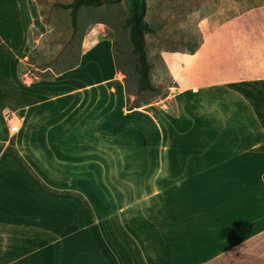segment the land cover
I'll return each mask as SVG.
<instances>
[{
    "label": "crops",
    "instance_id": "obj_1",
    "mask_svg": "<svg viewBox=\"0 0 264 264\" xmlns=\"http://www.w3.org/2000/svg\"><path fill=\"white\" fill-rule=\"evenodd\" d=\"M261 10L264 0H216L199 17L192 51L159 53L174 109L165 118L156 114L167 139L166 181H156L158 190L63 193V181H78L76 167L63 163L65 141L50 147L47 139L78 133L23 130L29 152L0 170V181H7L0 194V264H264V45L239 31L246 17L247 26L264 25ZM38 14L34 0H0V105L7 98L17 105L14 63L25 58L26 28ZM102 86L92 94L104 103L110 94ZM116 96L124 108L123 88ZM3 108L18 117L2 104L1 118ZM150 117L151 133L159 135ZM143 120L138 111L130 118L134 127ZM49 150L55 157L46 156ZM91 202L101 208L90 209Z\"/></svg>",
    "mask_w": 264,
    "mask_h": 264
},
{
    "label": "rangeland",
    "instance_id": "obj_2",
    "mask_svg": "<svg viewBox=\"0 0 264 264\" xmlns=\"http://www.w3.org/2000/svg\"><path fill=\"white\" fill-rule=\"evenodd\" d=\"M34 1L41 15L38 14L39 21L35 25L26 28L25 58L21 62L16 59L14 63L17 105L15 101L10 102L11 98L1 103L16 111L19 128L16 132H9L0 116V170L12 164L14 157L22 160L29 152L31 145L29 139L22 136L23 130L62 129L78 133L69 139H47L50 147L56 145V141H65L68 149L64 151L69 155L67 159L64 157L63 163L76 167L73 172L78 175V181H63V193L116 197L133 193L135 189L136 193L152 192V188L158 190L156 181H166L167 139L161 133L162 129L164 131L163 122L156 118V114L165 118L166 113L174 109L167 93L169 76L159 53L161 50H189L196 46L200 40L199 17L216 0H144L143 19L151 28V32L144 34V44L150 63L152 90H138L124 23L128 14L126 0L80 7L74 31L69 25L67 10L55 6V3L70 0ZM259 14L263 17L264 11ZM246 21L247 17L239 31L258 35L256 45H264V25L247 26ZM231 30L229 27L226 33ZM246 44L240 41L239 45L246 49ZM124 83L129 104L140 105L138 110L120 106L116 93L118 88L124 90ZM104 84L110 95L103 103L102 96L93 95L92 89ZM37 87L41 88V94L30 96L29 93ZM137 111L148 121L143 120V126L134 127L130 118ZM150 114L159 123V135L151 133ZM103 121L105 131L102 130ZM153 124L157 126L155 121ZM70 145L73 150H69ZM152 152L158 155L154 156ZM46 156L55 157L50 150ZM156 161L161 165L152 169ZM63 172L69 174L70 171L64 169ZM6 183L0 181L2 195H6ZM100 204L91 202L89 208H101ZM108 204L112 205L110 208H116L119 203Z\"/></svg>",
    "mask_w": 264,
    "mask_h": 264
},
{
    "label": "trees",
    "instance_id": "obj_3",
    "mask_svg": "<svg viewBox=\"0 0 264 264\" xmlns=\"http://www.w3.org/2000/svg\"><path fill=\"white\" fill-rule=\"evenodd\" d=\"M116 0H70L67 3H55V6L67 10L69 25L74 31L77 28V12L80 7H96L103 2H113ZM128 14L124 23L127 27L128 41L130 52L134 59V71L138 78V90H152L154 86L150 83L149 72L150 63L147 59L144 44V34L151 32L150 26L143 19L145 12L144 0H126ZM40 13V11H39ZM41 15V13H40ZM193 49H189L192 51ZM125 108L127 110L137 108L138 104H129V98L124 83ZM145 104V103H144Z\"/></svg>",
    "mask_w": 264,
    "mask_h": 264
},
{
    "label": "built area",
    "instance_id": "obj_4",
    "mask_svg": "<svg viewBox=\"0 0 264 264\" xmlns=\"http://www.w3.org/2000/svg\"><path fill=\"white\" fill-rule=\"evenodd\" d=\"M2 118L7 125L9 132H16L19 128V119L15 113L8 108H3L1 111Z\"/></svg>",
    "mask_w": 264,
    "mask_h": 264
}]
</instances>
